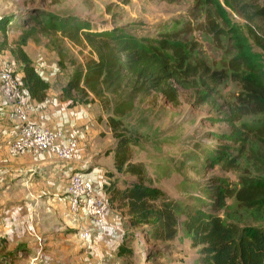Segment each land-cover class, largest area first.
<instances>
[{
  "label": "trees",
  "instance_id": "obj_1",
  "mask_svg": "<svg viewBox=\"0 0 264 264\" xmlns=\"http://www.w3.org/2000/svg\"><path fill=\"white\" fill-rule=\"evenodd\" d=\"M49 1V5H57L61 0ZM263 3L264 0H195L194 7L203 15V32L218 47L225 37L233 46L234 55L218 71L194 58L196 45L183 39L189 29L161 34L155 39L138 38L119 28L93 31L84 21L39 8H28L27 16L14 26L20 33L13 55L21 62V90L36 102L46 99L49 85L22 51L33 31L44 37L57 36L87 51L84 66L66 81L61 99L71 105L98 102L102 110L110 111L107 124L112 137L118 140L115 168L135 181L122 187L110 186L105 191L117 211L152 241L170 243L175 239L176 208L165 202L159 191L144 185L143 166L131 162L129 140L116 132L119 127L116 120L131 112L139 97L152 94L172 107L180 105V92L193 93L198 106L219 101L221 116L212 123L225 125L229 132L216 135L221 144L209 151L204 164L231 171L247 155L264 171V66L258 55L250 51L231 17L235 14L244 21L253 44L264 55ZM14 18L13 15L0 18L3 46L7 44L5 35ZM228 80L240 88L232 98L223 97L219 91ZM245 117H254L256 121L244 123ZM253 142L258 144L255 151L250 150ZM205 194L211 212L191 209L184 223L191 247L199 251L200 264H264V229L239 230L223 224L214 214L231 197L249 209L263 205L264 178L243 177L237 190L227 181L217 179L205 188Z\"/></svg>",
  "mask_w": 264,
  "mask_h": 264
},
{
  "label": "rangeland",
  "instance_id": "obj_2",
  "mask_svg": "<svg viewBox=\"0 0 264 264\" xmlns=\"http://www.w3.org/2000/svg\"><path fill=\"white\" fill-rule=\"evenodd\" d=\"M49 4V0H0V18L15 17L6 32L5 46L0 34L2 70L12 72L15 77L22 74L21 62L13 55L20 38L14 26L27 16L28 8L76 18L86 22L93 31L119 28L138 38L155 39L161 34L189 29L183 39L196 45L194 58L203 60L217 71L223 69L234 55L232 43L226 37L218 47L203 32V15L194 7L195 0H61L57 5ZM231 17L241 29L250 51L258 55L264 66V55L253 44L244 21L235 14ZM22 51L35 70L52 81L54 91L84 66L87 56V51H81L57 36H41L37 31L26 40ZM219 91L223 97L232 98L240 88L228 80ZM179 99L180 105L172 107L160 96L139 97L132 111L116 120L119 123L116 132L129 140L131 162L143 166L144 185L159 191L165 202L176 208L175 239L170 243L152 241L121 213L117 221L121 233L109 264H200L199 251L191 247L184 223L191 209L211 212L207 207L209 200L205 188L220 179L237 190L243 177L264 178V171L247 155L241 157L237 168L231 171L205 165V156L221 144L216 135L229 132L225 125L212 123L221 116L218 113L221 103L198 106L191 92H180ZM97 107L100 109L98 121L103 124L105 133L96 159L106 170L111 186L128 185L135 179L116 170L114 165L118 140L112 137L107 124L110 111L102 110L100 105ZM242 121L252 124L256 118L245 117ZM257 149L258 144L253 142L250 150ZM214 214L223 224H231L239 230L244 227L264 229V204L249 209L231 197L225 201V207ZM26 255L28 252L22 247L9 249L0 243V264H36L25 262Z\"/></svg>",
  "mask_w": 264,
  "mask_h": 264
},
{
  "label": "crops",
  "instance_id": "obj_3",
  "mask_svg": "<svg viewBox=\"0 0 264 264\" xmlns=\"http://www.w3.org/2000/svg\"><path fill=\"white\" fill-rule=\"evenodd\" d=\"M0 60V71L2 70ZM37 71V70H36ZM49 88L39 103L23 91L27 120L40 129L60 132L77 143L75 156L62 162L46 152L9 153L20 126L11 103L0 92V243L9 249L23 248L24 261L36 264H109L121 233L119 215L106 189L111 181L97 161L105 133L99 121V105H71L61 99V91L37 71ZM16 78L21 83L22 74ZM82 173L92 185L96 198L107 205V232L100 235L88 207L71 212L66 198L69 179ZM83 234H88L86 239Z\"/></svg>",
  "mask_w": 264,
  "mask_h": 264
},
{
  "label": "built area",
  "instance_id": "obj_4",
  "mask_svg": "<svg viewBox=\"0 0 264 264\" xmlns=\"http://www.w3.org/2000/svg\"><path fill=\"white\" fill-rule=\"evenodd\" d=\"M0 92L11 103L15 114L20 120L16 136L9 147L11 155H17L25 151H36L52 154L62 162L73 160L77 150L75 140L64 137L60 132L40 129L27 120L21 83L8 70L0 71ZM66 198L73 213H76L83 206H87L98 233L100 235L106 234L105 211L107 205L104 201L95 197L92 185L84 178L82 173L71 175ZM87 237L88 234L82 235L83 239Z\"/></svg>",
  "mask_w": 264,
  "mask_h": 264
}]
</instances>
